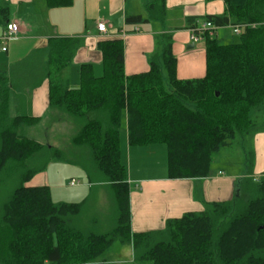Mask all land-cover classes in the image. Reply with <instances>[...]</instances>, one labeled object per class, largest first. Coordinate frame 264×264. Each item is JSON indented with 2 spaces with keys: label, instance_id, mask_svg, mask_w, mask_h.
<instances>
[{
  "label": "trees",
  "instance_id": "trees-1",
  "mask_svg": "<svg viewBox=\"0 0 264 264\" xmlns=\"http://www.w3.org/2000/svg\"><path fill=\"white\" fill-rule=\"evenodd\" d=\"M42 1L51 8L73 2ZM222 2V14L203 20L219 26L239 24L241 31L237 40L227 43L205 37L202 77H177L168 34L163 36L161 63L153 59L147 71L127 75L123 41L112 38L97 43L102 75L95 76L92 66L83 63L79 86L71 87L59 74L69 66L80 41L49 40L43 76L48 79L49 106L80 124L71 144L88 149L112 191L115 223L108 232L84 231L74 224L83 202H55L50 187L24 185L62 150L18 135L21 123L38 117L10 115V92L21 82L0 70V181L8 169L17 180L0 206V264H107L105 255L117 240L131 244L135 262L264 264V173L239 179L229 200L169 218L162 229L131 231L128 173L119 149L124 116L129 145L165 147L172 179L209 176L214 153L234 144L238 135L246 138L264 131V0ZM8 13L0 0V23L5 27ZM165 13V0H151L146 16L130 15L125 21H162ZM41 158V166L29 164ZM248 159L251 167L252 148Z\"/></svg>",
  "mask_w": 264,
  "mask_h": 264
},
{
  "label": "crops",
  "instance_id": "crops-1",
  "mask_svg": "<svg viewBox=\"0 0 264 264\" xmlns=\"http://www.w3.org/2000/svg\"><path fill=\"white\" fill-rule=\"evenodd\" d=\"M4 1L9 9L7 21H14L19 26V32L6 43L5 50L1 49L0 42V51L6 54L4 63L10 66L11 71L15 64L26 59L25 66L18 67L10 77L14 81L24 82L28 76L34 81L26 89L30 96L27 110L30 114L23 116L38 117L35 122L50 117V122L55 121L57 126L71 124L73 128L77 127L76 120L49 106L48 79L43 76L47 69L51 38H77L80 41L69 66L59 74L62 79H68L71 87L79 86V66L83 63L92 66L95 76L102 75V55L97 43L112 38L123 41L124 71L127 75L147 71L153 59L161 63V51L166 43L163 36L168 34L177 60V77H202L205 74L204 48H196L199 41L190 40L188 29L194 22L202 21L205 16L220 15L224 10L222 0H165L166 13L162 21L127 23L125 20L130 15L146 16L151 0H73L70 6L53 8L48 7L42 0ZM99 22L105 23L106 33L98 31ZM0 26L1 36L5 24L0 23ZM222 30L226 31L227 28ZM222 34L223 38L225 33ZM1 59L0 55V62ZM14 90L15 88L11 89V92ZM11 92L8 100L11 116L22 115L18 114L21 105ZM75 134L76 132L71 138ZM127 142L124 116L119 132V149L121 153L123 151L128 154L129 160H142L144 152L152 153L160 148L163 150V147H158L161 144H152V147L148 145L144 149L140 146L128 147ZM253 145V165L229 175L223 170L211 169L209 176L205 178L172 179L167 174V161L161 167L153 164L147 169L130 166L127 182L130 189L131 231L162 229L169 218L180 217L186 212L201 211L208 202L231 199L235 195L238 177L252 175L258 178L264 173L263 132L254 135ZM72 151L77 152L76 149ZM115 245L107 251L112 257L105 255L104 260L110 259V263L106 260L107 264H135L130 243L119 242Z\"/></svg>",
  "mask_w": 264,
  "mask_h": 264
},
{
  "label": "rangeland",
  "instance_id": "rangeland-1",
  "mask_svg": "<svg viewBox=\"0 0 264 264\" xmlns=\"http://www.w3.org/2000/svg\"><path fill=\"white\" fill-rule=\"evenodd\" d=\"M1 27L2 26H0V31ZM223 32L226 35L224 34V37L222 38ZM218 33L219 40L224 43L235 41L238 37L231 29H227L226 31L220 29ZM196 48H204V42L199 41L196 44ZM0 55L2 56L0 70H6L9 77L10 74L18 67L22 68L25 66L24 63H26V59L22 63L15 64L12 67V70L9 71L10 66L8 67L4 63V57H6V54L0 51ZM12 78L13 77H11V79ZM33 82L34 81L32 79H29V77L26 76L24 82L21 80V83H18L19 85L13 92H11L15 95L17 101L21 105V111L18 114H30L28 113L29 111L27 112V110H29L28 101L30 97L28 95L29 91H27V88H30ZM9 113L12 115L10 111ZM50 121V117L43 118V120L38 122L34 121L33 123H21L18 128H16V131L20 136L32 138L42 145H51L62 150L60 157H50L47 166L36 172L30 179L25 181L24 185H46L50 187L51 197L55 202H83L82 209L79 215L75 218L74 224L84 231H110L114 227L115 223V207L112 191L107 182H105L103 174L96 168L88 149L84 147H75L71 144V136L77 132L76 130L80 128V124L77 123V127L73 128L71 124L68 126H57L55 121ZM262 132L264 133V131ZM253 141L254 135L251 137L247 136L246 138L238 135L234 144L222 148L213 154L211 169H220L229 175L240 172L243 167L250 168L251 164L248 159V150L251 148L254 149ZM128 147L137 146H129L128 144ZM140 147L147 149L146 146ZM150 147H152V145ZM158 147H163V150L160 148V150H156L152 153L144 152L142 160H135L132 158L129 160L127 153H124L123 151L122 153L120 152V156H122L121 161L126 165L127 173L130 170V166H132V168L142 166L145 169L152 167L153 164L158 165L159 167L163 166V164L167 161V152H165V147L163 145H158ZM72 149H76L77 152L75 153ZM43 162L44 159L41 158L37 159L36 162L33 161V164L31 162L29 164L41 166ZM144 174H147V172ZM13 175L14 174L10 173V169L3 173V177L0 181V206L17 185V180L13 177ZM241 178L242 177H238V181ZM71 179L76 180L78 184L70 186L69 181ZM119 242L121 241H114L110 249L114 248L116 246L115 244ZM126 243L129 244L128 242ZM109 256L112 257L111 254H106V257ZM109 258L106 260L110 263ZM135 264L151 263L150 261H136Z\"/></svg>",
  "mask_w": 264,
  "mask_h": 264
},
{
  "label": "built area",
  "instance_id": "built-area-1",
  "mask_svg": "<svg viewBox=\"0 0 264 264\" xmlns=\"http://www.w3.org/2000/svg\"><path fill=\"white\" fill-rule=\"evenodd\" d=\"M251 27H254V24L250 25ZM222 28H227L231 29L232 32L236 35L240 34L241 31V26L238 25H227V26H219L211 21L208 20H202V21H197L193 23L188 31H189V37L192 42H197V41H203L205 37H217L218 32ZM97 29L100 33H106L107 28L104 22H99L97 23ZM19 32V26L16 22L10 21L6 24V27L3 31V33L0 36V42L2 43V50H5L6 43L15 38L17 33ZM78 184V182L74 179H71L69 181L70 186H75Z\"/></svg>",
  "mask_w": 264,
  "mask_h": 264
}]
</instances>
